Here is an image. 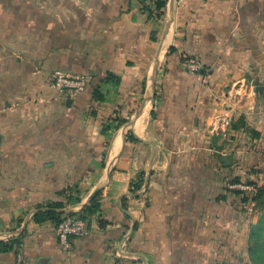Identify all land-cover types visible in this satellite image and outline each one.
Masks as SVG:
<instances>
[{
  "label": "crops",
  "instance_id": "1",
  "mask_svg": "<svg viewBox=\"0 0 264 264\" xmlns=\"http://www.w3.org/2000/svg\"><path fill=\"white\" fill-rule=\"evenodd\" d=\"M142 1L0 0V239L23 234L0 264L246 259L252 217L228 189L264 159V0ZM58 70L90 81L68 96ZM141 172L146 197L130 192ZM76 183L65 210L101 191V212L64 245L32 217Z\"/></svg>",
  "mask_w": 264,
  "mask_h": 264
},
{
  "label": "trees",
  "instance_id": "2",
  "mask_svg": "<svg viewBox=\"0 0 264 264\" xmlns=\"http://www.w3.org/2000/svg\"><path fill=\"white\" fill-rule=\"evenodd\" d=\"M154 8L151 6V3H146V0H143V8H147L151 13L155 12L156 14H160L162 9L167 5L169 0H151ZM175 47H172V50ZM193 57L186 56V59ZM201 60L200 57L195 56ZM186 61V60H185ZM202 62V60H201ZM203 64V63H202ZM199 73V72H198ZM117 76L109 72L103 82H108L112 80H116ZM89 83V82H88ZM80 94V93H79ZM93 97L98 102H103L105 96L101 91V83H98L94 89ZM118 120V119H117ZM239 179V177H238ZM237 177H234L230 182V184L237 183ZM241 180V178H240ZM239 182H245L243 179ZM144 193L147 192V177L145 172H141L134 181H132L130 192L132 194H136L138 190L143 187ZM231 190L234 194H241L242 201L244 204H248L253 200H256V207L261 210L264 214V185H260L258 191L252 198L248 192L250 191H242L240 189H228ZM62 196L66 198V200H55L48 201L47 203L40 204L36 207L33 220L36 223H44V222H53L58 226L62 220L66 217L67 214H76L73 212L65 211V208L69 205H75L81 202V189L78 183L74 185H70L66 189L60 192ZM101 194L102 192H98L92 199H90L89 203L85 204L82 209L79 211L80 215L90 219L94 215H99L101 212ZM140 193H138L139 195ZM79 214V213H78ZM101 225H106V222L101 219ZM22 237L23 234L15 235L13 238L8 240L0 239V252H9L13 250H19L22 246ZM72 238V237H71ZM70 238V239H71ZM249 253L252 255V259H254V263H262L264 262V220L259 221L255 224L249 233Z\"/></svg>",
  "mask_w": 264,
  "mask_h": 264
},
{
  "label": "built area",
  "instance_id": "3",
  "mask_svg": "<svg viewBox=\"0 0 264 264\" xmlns=\"http://www.w3.org/2000/svg\"><path fill=\"white\" fill-rule=\"evenodd\" d=\"M184 66L189 73H198L203 67L201 60L197 57L186 59ZM54 77L55 87L68 96H75L84 91L86 85L90 81V76L87 74H72L63 70L56 71ZM230 187L242 191H250L253 189V186L245 182L233 183ZM89 233L90 219L80 214H67L57 226L59 240L64 245L69 243L71 237H84Z\"/></svg>",
  "mask_w": 264,
  "mask_h": 264
},
{
  "label": "rangeland",
  "instance_id": "4",
  "mask_svg": "<svg viewBox=\"0 0 264 264\" xmlns=\"http://www.w3.org/2000/svg\"><path fill=\"white\" fill-rule=\"evenodd\" d=\"M195 57V56H193ZM186 57H184V63H185ZM56 73V72H55ZM55 73L53 75V84H54V80H55ZM263 86V85H262ZM252 163H249L247 165V171L245 174H236L234 177H237L236 182L241 181L242 179L245 181L246 184L253 186V189L250 190L249 195L253 198L254 195L256 194V192L258 191L260 185H264V159L262 160V163H255L254 161H250ZM233 177V178H234ZM239 177V179H238ZM241 178V180H240ZM146 187L144 186L142 189L138 190L136 194L140 193L138 196H143L146 197V193H144V189ZM236 196L242 200V196L241 194H236ZM147 199V198H146ZM256 207V200H253L251 203L245 204V210L251 215L252 217V224L250 226V231L251 228L257 224L259 221L264 220V214L261 210H259ZM75 213V212H73ZM77 214L80 212H76ZM57 229V228H56ZM250 233V232H249ZM129 238V236L127 237V239ZM10 239V238H9ZM20 249V248H19ZM17 251H20L17 249ZM18 258L20 261H22V254L18 253ZM135 260H139L142 261V257L141 256H137L135 258ZM237 263L236 264H256L254 263V259H252V255H250L249 253V239H248V255L246 257V259L244 257H237ZM258 264H264V262L262 263H258Z\"/></svg>",
  "mask_w": 264,
  "mask_h": 264
},
{
  "label": "water",
  "instance_id": "5",
  "mask_svg": "<svg viewBox=\"0 0 264 264\" xmlns=\"http://www.w3.org/2000/svg\"><path fill=\"white\" fill-rule=\"evenodd\" d=\"M263 87L262 86H259L258 89H262ZM225 162L228 163L229 162V159L228 157L225 158ZM67 212H71L70 210H65Z\"/></svg>",
  "mask_w": 264,
  "mask_h": 264
}]
</instances>
